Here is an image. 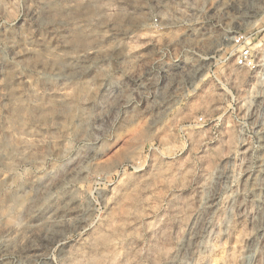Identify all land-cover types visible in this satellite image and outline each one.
<instances>
[{
  "label": "rangeland",
  "instance_id": "obj_1",
  "mask_svg": "<svg viewBox=\"0 0 264 264\" xmlns=\"http://www.w3.org/2000/svg\"><path fill=\"white\" fill-rule=\"evenodd\" d=\"M0 264H264V0H0Z\"/></svg>",
  "mask_w": 264,
  "mask_h": 264
},
{
  "label": "built area",
  "instance_id": "obj_2",
  "mask_svg": "<svg viewBox=\"0 0 264 264\" xmlns=\"http://www.w3.org/2000/svg\"><path fill=\"white\" fill-rule=\"evenodd\" d=\"M256 36L253 32H235L231 36V47L222 49L221 53L210 54L205 57L208 61L209 70L211 71L212 67H215V70L218 66L223 67L232 57H235L234 62L238 67H255L257 64V50L254 48V40ZM172 54V53H171ZM178 61L179 59L176 58ZM214 72V70H212Z\"/></svg>",
  "mask_w": 264,
  "mask_h": 264
},
{
  "label": "bare ground",
  "instance_id": "obj_3",
  "mask_svg": "<svg viewBox=\"0 0 264 264\" xmlns=\"http://www.w3.org/2000/svg\"><path fill=\"white\" fill-rule=\"evenodd\" d=\"M15 136V135H14ZM8 143V142H7ZM1 151H3V149L1 150ZM3 153V152H2ZM22 203V202H21ZM24 205V204H23Z\"/></svg>",
  "mask_w": 264,
  "mask_h": 264
}]
</instances>
